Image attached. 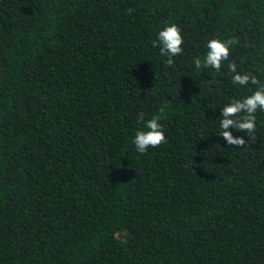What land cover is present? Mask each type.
<instances>
[{
    "label": "trees",
    "instance_id": "16d2710c",
    "mask_svg": "<svg viewBox=\"0 0 264 264\" xmlns=\"http://www.w3.org/2000/svg\"><path fill=\"white\" fill-rule=\"evenodd\" d=\"M228 63L264 84V0H0V264H264V112L231 130L247 147L220 136L257 88ZM154 116L167 143L141 154Z\"/></svg>",
    "mask_w": 264,
    "mask_h": 264
},
{
    "label": "clouds",
    "instance_id": "9594fccd",
    "mask_svg": "<svg viewBox=\"0 0 264 264\" xmlns=\"http://www.w3.org/2000/svg\"><path fill=\"white\" fill-rule=\"evenodd\" d=\"M131 11V9H129ZM238 41L211 39L208 41L206 48L207 53L204 57L203 64L205 67H211L219 73L231 54V46ZM184 43L181 29L171 24L160 30L157 39L153 42V47H159L160 55L166 56L167 65L174 64L173 58L183 53L182 45ZM196 67L201 66V60L194 61ZM228 70L232 73L231 79L234 85L247 87L249 84L256 85L257 88L250 95L242 99H233L226 104L220 111V136L226 141L228 146L238 149L248 146V139L241 136H234L231 130L237 133H244L246 137H255L256 133V114L264 112V84H261L255 75L242 74L237 71L235 63H228ZM138 120L144 121V114L140 113ZM167 143L163 126L160 123V117L154 116L144 123V129L135 134L133 144L136 150L144 154L149 148H156Z\"/></svg>",
    "mask_w": 264,
    "mask_h": 264
}]
</instances>
